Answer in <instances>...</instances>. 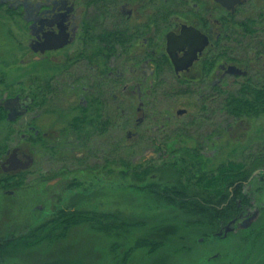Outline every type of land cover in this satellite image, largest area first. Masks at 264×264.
<instances>
[{
  "label": "flooded vegetation",
  "instance_id": "flooded-vegetation-1",
  "mask_svg": "<svg viewBox=\"0 0 264 264\" xmlns=\"http://www.w3.org/2000/svg\"><path fill=\"white\" fill-rule=\"evenodd\" d=\"M263 93L264 0H0V195L14 196L30 170L57 185L61 169L41 170L57 162L66 188L80 189L75 210L82 188H117L121 176L159 209L169 189L170 216L200 243L235 236L240 254L253 252L264 239V201L253 196L264 138L241 126L264 114L231 107L261 104ZM135 248L112 249L116 263L140 264ZM230 254L206 262L230 264ZM254 255L250 264H264Z\"/></svg>",
  "mask_w": 264,
  "mask_h": 264
},
{
  "label": "rangeland",
  "instance_id": "rangeland-1",
  "mask_svg": "<svg viewBox=\"0 0 264 264\" xmlns=\"http://www.w3.org/2000/svg\"><path fill=\"white\" fill-rule=\"evenodd\" d=\"M6 48L7 77L12 78L18 74L16 67L10 66L13 61L11 53L14 51V44L7 41ZM10 67L12 69H9ZM243 127L247 131L246 137L247 135L253 136L258 133L264 138V115L251 118L249 121L245 120L241 128ZM236 131L238 132L239 129H236ZM236 143L238 144L239 142ZM232 144L235 143L233 142ZM156 164L158 165V163ZM49 167L53 171L61 169L62 181L57 185L45 187L46 181L37 180L34 172L30 170V173L23 175V177L25 176L24 183L26 181L27 183L21 189H18L14 196L1 193L0 237H7L10 234L21 235L33 225L51 217L56 210L68 208L69 202L76 199L77 193L74 192L78 188L70 190L66 188V166L63 167L57 162H51L42 165L41 170L45 171ZM172 178H169L167 182L173 183ZM135 181L137 180L135 179ZM118 182L119 186L117 188L106 186L82 188L81 190L86 189L87 193L85 196H81L85 199L77 206V209L119 212L124 217L131 216L132 213L136 212L137 216L134 220L144 223L141 229L124 232V234L121 231H116L108 236L103 232L79 226L71 230L70 235L63 241L54 244H41L24 252L21 251V253L15 255L14 260L9 264H117L116 253L112 252V249L117 250L116 252L119 253L120 249H127L130 245L135 246L139 239L147 236L142 231L145 225L160 222H168L171 227H175V229L172 227V239H169L165 247L152 254L149 253V246H146V248L137 246L135 261L140 262V264H208L206 260L213 253L226 250L232 253L229 256L231 259L230 264H236L237 261L244 259L245 264H250L255 259L256 255L254 254L256 252L264 253V239L253 252H251V249L248 250L251 248V245H248V249L244 250L246 254L243 255L240 254V248L246 242L244 240L243 245V242L241 243L240 241L241 245L236 248V242L239 238L235 236L226 240L205 237L206 240L202 244L200 243V235H195L194 229L184 224L186 220H178L170 216V213L176 211L175 208L162 204L161 209H159L154 206L156 199L151 198L152 196L149 197V194L142 186L135 185L134 188H131L127 180L121 176H119ZM148 184L155 185L150 180L145 183V185ZM261 186L264 187V184L261 185L258 180L253 183V191L255 193L253 196L255 195L259 200L264 201V189ZM260 189L263 191H259ZM93 190H96V192L91 193ZM101 197L104 201L101 200ZM157 211L161 213L152 214ZM170 221H173V223ZM164 231L166 230L164 229ZM176 231L177 235H175ZM155 236L160 239L161 233ZM233 254L236 255L234 256ZM144 256L146 261H143Z\"/></svg>",
  "mask_w": 264,
  "mask_h": 264
},
{
  "label": "trees",
  "instance_id": "trees-1",
  "mask_svg": "<svg viewBox=\"0 0 264 264\" xmlns=\"http://www.w3.org/2000/svg\"><path fill=\"white\" fill-rule=\"evenodd\" d=\"M232 98L235 102L240 100L239 96H232ZM259 100H264V93L263 97ZM231 110L234 113L246 111L248 114H264V101L261 104L255 105H235L231 107ZM262 158L263 162H258L256 166L264 165V156ZM236 165L237 163L231 162V177L233 176V169H235L234 167ZM250 175L251 171L248 170L247 179ZM24 180L25 176L23 177V184ZM165 197L169 207L176 206L175 196L170 193L169 189H167ZM170 222L173 223V221ZM143 224L140 221L123 218L119 214L101 213L99 211L85 209L69 210L68 208H61L56 210L51 217L41 221L39 224L33 225L27 232L17 237H13L14 234H12L7 236L8 238L6 239H2L0 243L6 247L0 249V259L14 258L21 251L24 252L27 249L41 244H54L63 241L70 235L71 230L79 226L88 227L95 231H102L110 236L116 231H121L124 234V232L132 229H141ZM172 227L168 222L145 225L144 229L148 230V236L139 239L136 245L138 247L149 246V253H155L165 247L169 239H172L171 232L175 229V227L173 229ZM160 233L161 238H156L155 235ZM175 235H177V231ZM11 237L12 239H10Z\"/></svg>",
  "mask_w": 264,
  "mask_h": 264
},
{
  "label": "water",
  "instance_id": "water-1",
  "mask_svg": "<svg viewBox=\"0 0 264 264\" xmlns=\"http://www.w3.org/2000/svg\"><path fill=\"white\" fill-rule=\"evenodd\" d=\"M257 173H260V170H258L257 172H255L254 175H256Z\"/></svg>",
  "mask_w": 264,
  "mask_h": 264
}]
</instances>
